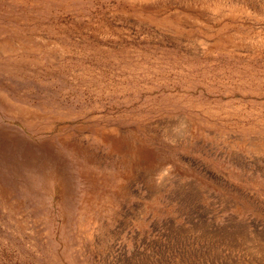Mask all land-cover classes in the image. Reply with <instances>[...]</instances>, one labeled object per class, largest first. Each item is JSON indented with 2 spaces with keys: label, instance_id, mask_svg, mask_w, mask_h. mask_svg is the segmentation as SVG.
I'll list each match as a JSON object with an SVG mask.
<instances>
[{
  "label": "rangeland",
  "instance_id": "374dc122",
  "mask_svg": "<svg viewBox=\"0 0 264 264\" xmlns=\"http://www.w3.org/2000/svg\"><path fill=\"white\" fill-rule=\"evenodd\" d=\"M0 264H264V0H0Z\"/></svg>",
  "mask_w": 264,
  "mask_h": 264
},
{
  "label": "bare ground",
  "instance_id": "6f19581e",
  "mask_svg": "<svg viewBox=\"0 0 264 264\" xmlns=\"http://www.w3.org/2000/svg\"><path fill=\"white\" fill-rule=\"evenodd\" d=\"M259 144V143H258Z\"/></svg>",
  "mask_w": 264,
  "mask_h": 264
}]
</instances>
